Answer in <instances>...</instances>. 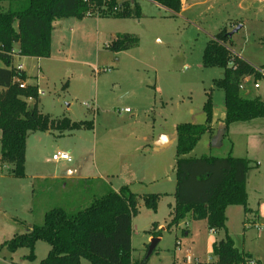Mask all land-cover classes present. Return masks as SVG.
I'll return each mask as SVG.
<instances>
[{"label": "rangeland", "instance_id": "obj_1", "mask_svg": "<svg viewBox=\"0 0 264 264\" xmlns=\"http://www.w3.org/2000/svg\"><path fill=\"white\" fill-rule=\"evenodd\" d=\"M137 1L139 16H102L108 33L100 37L96 14L56 19L52 50L61 51V56L43 61L15 59L14 65L23 62L33 67L32 74L40 70L39 108L57 123L47 131L29 134L24 177L13 176L11 165L2 162L0 130V264H36L47 257L51 245L45 240L35 243V261L27 257L31 253L28 247L13 252L6 242L42 223L49 209L79 210L106 193L101 186L118 191L125 185L140 195L161 194L157 211L142 200L140 213L133 218L135 259L146 257L154 223H158L162 236L147 264H187L189 254L192 264H220L212 241L225 230L213 233L203 218H185L180 227L167 229L177 189L176 127L183 122L206 123L204 104L209 96L214 130L205 133L186 157L234 156L261 163L249 171L246 180L248 205L257 213L246 215L242 205H231L226 225L236 246L264 264V118L227 126L224 91L215 84L224 68L203 64L208 41L225 26L229 30L244 23L232 38L231 52L264 69V0H245L242 12L234 5L237 0H198L191 7L186 4L189 8L180 17L148 0ZM239 15L243 20L237 19ZM74 21L88 23L87 31L70 32L69 24ZM63 23L67 26L60 33L63 26L58 24ZM125 31H132L138 44L120 52L107 49L112 41L109 32L118 35ZM4 66L0 59V68ZM260 76L246 82L248 90L243 89V94L264 98V75ZM32 79L37 83V76ZM28 103L30 108L35 104L33 100ZM63 118L92 122L93 127L62 129L58 123ZM162 134L173 143L156 151L154 140ZM61 150L70 152L72 160H54V153ZM70 169L72 174H68ZM55 173L64 178L51 179ZM34 174L48 179L34 178ZM186 221L190 232L183 234ZM82 262L89 264L86 259Z\"/></svg>", "mask_w": 264, "mask_h": 264}, {"label": "trees", "instance_id": "obj_2", "mask_svg": "<svg viewBox=\"0 0 264 264\" xmlns=\"http://www.w3.org/2000/svg\"><path fill=\"white\" fill-rule=\"evenodd\" d=\"M153 1L174 12L183 8V0ZM2 2L6 3L5 7ZM140 10L136 0H126L121 4L118 0H0V59L5 63L0 68L1 160L11 165L13 176L26 175L29 134L47 131L57 123V120L41 112L39 87L28 83L27 73L12 65L15 46H19L15 52L17 55L47 58L52 53L56 19L83 18L89 12L130 18L139 16ZM229 32L226 26L222 28L208 41L203 52L205 67L224 68L223 77L215 80V84L224 91L227 126L233 122L264 118V99L243 94L242 87L247 77L259 79L262 74L248 61L231 52L232 37ZM138 42L137 36L123 33L116 35L107 48L120 52L133 48ZM22 84H25L24 87ZM29 99L35 102L32 108L29 107ZM204 110L206 123L183 122L176 127L177 189L167 229L178 226L193 212H203L209 229L226 230L223 238L213 242L217 262L249 264L254 256L235 245L227 231L226 209L229 205H242L246 215L254 212L248 205L246 180L249 171L258 167L259 163L234 156L186 157L202 136L211 131V96L205 102ZM59 121L58 126L62 129L93 127L92 122H77L68 118ZM105 191L79 210L61 206L49 209L42 223L34 224L29 232L15 235L6 242L7 247L13 252L28 247L31 253L27 257L35 261V243L38 240L47 241L51 249L47 257L36 264H83V259L89 264H147L149 246L143 259L133 256V218L138 215L142 200L147 208L157 211L161 194L140 195L127 185L118 191L107 186ZM155 225L152 234L154 238L161 237L162 231H157Z\"/></svg>", "mask_w": 264, "mask_h": 264}, {"label": "crops", "instance_id": "obj_3", "mask_svg": "<svg viewBox=\"0 0 264 264\" xmlns=\"http://www.w3.org/2000/svg\"><path fill=\"white\" fill-rule=\"evenodd\" d=\"M119 1V4H121L122 2H124V1H126V0H124V1H121V0H118ZM148 1H150V2H152V3H154V4H156V5H158V6H160V7H163V6H161L160 4H158L157 2H155V1H153V0H148ZM191 1V2H190ZM206 1V0H205ZM244 1L245 0H237V3L238 4H236V3H234V5H237V7H238V9L242 12L243 10H245V8H244V6H245V4H244ZM254 0H252V2H253ZM256 1V0H255ZM133 2V1H132ZM136 2L139 4V2L136 0ZM189 3V7H191V5H193V4H195V3H198V0H183V8H182V10L180 11V12H174V11H171V10H169V12L170 13H172L173 15H177V16H181L182 14H183V12H185V10L186 9H188L189 7H186V4H188ZM140 5V4H139ZM141 8V7H140ZM164 9H167V8H165V7H163ZM94 14H96L97 16V22H96V26H97V29H96V31H97V35H98V37H100V36H102L103 34H105L108 30H107V28H106V25H104L103 24V22H102V19H101V17H102V15H99V13H91L90 15H89V17H92V15H94ZM124 19H127V18H124ZM232 19V18H231ZM237 19H241V17H240V15L239 16H237ZM241 20H243V19H241ZM96 21V20H95ZM71 24H73V26L75 25V27H73V26H70ZM239 24H241V23H239ZM88 23H81V24H77L75 21L73 22V23H70L69 24V31L70 32H73V33H76V32H78V34H83L84 33V31H87V28H88ZM58 26H63V28H61V30H60V33L62 32H64V30H65V27L67 26V23L66 24H58ZM233 27H230V29H229V31H232V28H236L237 26H238V24L236 25V24H234V25H232ZM243 26H244V23L243 24H241V29L243 28ZM54 28H58L57 26L56 27H54ZM107 30V31H106ZM239 32V31H238ZM108 33V32H107ZM125 33H129V34H133L134 35V33H132V31H130V32H128V31H125ZM237 33V32H236ZM121 34H123V33H121ZM109 36L111 37V39L113 40L115 37H116V34L114 35L112 32H109ZM234 36V35H233ZM233 36H232V38H233ZM59 37H60V35H59ZM214 37V36H213ZM158 40L159 41H161V39L160 38H158ZM107 44H109V42L107 43ZM107 44H106V47H107ZM18 48H19V46L18 45H16L15 46V50L16 51H18ZM108 49V48H107ZM233 51V50H232ZM233 53H235L234 51H233ZM61 51H56V52H53V50H52V53H51V56L50 57H47V58H49V59H51V60H53L54 58L53 57H55V56H57V57H59V56H61ZM235 54H237V53H235ZM237 55H239V54H237ZM240 56V55H239ZM20 57H24L25 59H29V58H31V59H38L39 61H43V59L44 58H40V57H28V56H20V55H15L14 56V59H13V66L14 67H17L18 65H23V68H22V70H24L26 73H27V75H28V77H29V79L27 80V82L28 83H30V84H35V85H37L38 87H39V82H38V80H39V75H40V70L38 71V73H37V75L36 74H32L31 73V69L33 68V67H29V66H25V64H23V62L22 63H20V64H18V65H14V62H15V59L16 58H20ZM241 57V56H240ZM116 61L117 62H119V59L118 58H116ZM247 61V60H246ZM96 68H94V70H95ZM96 72V71H95ZM34 76H37V83L36 82H34L33 81V79L32 78H34ZM252 77H247L246 79H245V82H244V84H245V87L243 88V89H247L248 90V86H247V84L250 82H248V80H250ZM246 82H248V83H246ZM255 83H256V81H255ZM257 88H259V87H257ZM39 91H40V88H39ZM40 96H41V92H40ZM260 97H262V96H260ZM263 98V97H262ZM264 99V98H263ZM29 100H32V99H29ZM28 100V101H29ZM39 102H40V100H39ZM255 120V119H254ZM253 120H251V122H252ZM211 131H210V133H212L213 132V130H214V127H213V124H211ZM1 136H2V134H1ZM29 138V137H28ZM155 143H156V145H157V147L155 148V150L156 151H161V150H163L166 146H168V145H171L172 143H173V139H171V138H169L168 136H167V134H162V135H160L159 137H157V138H155ZM28 141H27V148H28ZM61 151H65V152H68V151H66V150H61ZM58 152H60V151H58ZM70 153V152H69ZM54 154H56V153H54ZM71 154V153H70ZM27 155H28V149H27V152H26V166H25V172H26V170H27V166H28V160H27ZM56 161H60V160H56ZM261 165V163L259 164V166ZM68 174H72V170L70 169V170H68ZM27 175V174H26ZM25 175V176H26ZM33 177L34 178H38V177H41V178H43V179H48V177L47 176H45V175H41V174H34L33 175ZM51 179H63L64 177H62V176H58L56 173L55 174H53V175H51V177H50ZM102 190H106V188L104 187L103 188V186H101L100 187ZM113 189V188H112ZM114 190V189H113ZM229 206H231V205H229ZM229 206L227 207V209L229 208ZM173 208V207H172ZM227 209H226V211H227ZM252 209V208H251ZM253 210V209H252ZM46 213V212H45ZM139 213H140V207H139ZM254 213V212H253ZM171 214V213H170ZM44 216H45V214H44ZM199 218H203V219H205V220H207L206 219V214L205 213H203V212H193V213H191V214H189L187 217H186V220L187 219H194V220H196V219H199ZM44 219V218H43ZM182 222V221H181ZM180 222V223H181ZM180 223H179V225H180ZM186 224V227L185 228H183L182 229V233L183 234H188L189 232H190V229H189V222L188 221H186L185 222ZM176 226V227H180V226ZM156 229L159 227V224L158 223H156ZM227 226V225H226ZM32 229V228H31ZM213 233H219V232H221V231H224V230H214V229H210ZM225 233H226V230H225ZM225 236V234L221 237V238H223ZM152 237V235H150V237L149 238H151ZM154 237V236H153ZM160 239H161V237H159ZM221 238H219V239H215V240H213L212 241V248H213V242L214 241H217V240H220ZM177 241H178V239H177ZM176 241V242H177ZM235 245H236V243H235ZM238 247V246H237ZM239 248V247H238ZM240 249V248H239ZM241 251H243V250H241ZM252 254V253H251ZM253 256H254V254H253ZM254 259L257 261V259L255 258V256H254ZM257 264H258V261H257Z\"/></svg>", "mask_w": 264, "mask_h": 264}, {"label": "built area", "instance_id": "obj_4", "mask_svg": "<svg viewBox=\"0 0 264 264\" xmlns=\"http://www.w3.org/2000/svg\"><path fill=\"white\" fill-rule=\"evenodd\" d=\"M97 13V12H96ZM91 14V12H89V13H87V15H90ZM99 15H101V13H99ZM16 50H14L12 53H13V56H15L16 55ZM17 69H19V70H22V68H23V65H18L17 67H16ZM256 69L262 74V75H264V69L263 68H257L256 67ZM95 71L96 72H100V69L99 68H96L95 69ZM245 82V81H244ZM244 82H243V84H242V87L244 88ZM24 85L25 84H22L21 86L22 87H24ZM255 86L256 87H258L259 86V82H257L256 84H255ZM125 111H130L129 109H125ZM53 159L54 160H67V161H71L72 160V156H71V154L69 153V152H65V151H60V152H57L56 154H54L53 155ZM176 244L178 245L179 244V240L176 242ZM186 263L187 264H192L193 263V259H192V257H191V255L189 254L187 257H186ZM249 264H257V261L254 259V258H252L251 260H250V263Z\"/></svg>", "mask_w": 264, "mask_h": 264}, {"label": "water", "instance_id": "obj_5", "mask_svg": "<svg viewBox=\"0 0 264 264\" xmlns=\"http://www.w3.org/2000/svg\"><path fill=\"white\" fill-rule=\"evenodd\" d=\"M241 29V25L237 26L235 29L229 32L230 36L232 37L236 32H238ZM160 241L159 237H155L152 239V242L149 244L147 257H149L155 250L156 246L158 245Z\"/></svg>", "mask_w": 264, "mask_h": 264}]
</instances>
